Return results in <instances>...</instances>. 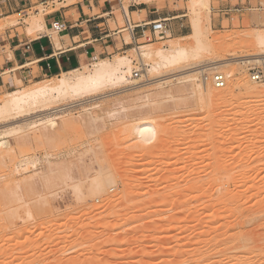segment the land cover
I'll list each match as a JSON object with an SVG mask.
<instances>
[{"label": "rangeland", "instance_id": "1", "mask_svg": "<svg viewBox=\"0 0 264 264\" xmlns=\"http://www.w3.org/2000/svg\"><path fill=\"white\" fill-rule=\"evenodd\" d=\"M33 1L28 16H0V34L52 13L51 3L45 9L42 1ZM227 1L211 0L204 10L197 0H112L113 17L123 31L121 38L115 36L119 50L78 72L91 74L101 60L132 57L134 49L146 45L156 50L173 42L189 44L195 22L200 23L215 50L195 68L217 57L233 60L206 72L210 89L219 94L208 109L198 94L200 75L197 82L164 80L142 90L147 79L156 81L159 75L146 76L134 60L135 91L119 93L125 85H116L80 100L70 98L63 111L52 114L59 106L54 104L35 127L23 126L25 117L0 124V264H264V246L258 251L226 242L236 234L264 232V82L252 79V69L264 70V65L234 63L261 52L253 34L264 31V1L262 7L253 0L245 12L224 16L218 12ZM59 3L56 10L63 6ZM148 7L186 16L179 24L168 22L177 29L167 31L164 40L149 30L143 36L141 29L134 38L126 17ZM134 15L141 22L145 13ZM172 71L177 70L161 74L165 79ZM217 73L227 77V87H214ZM62 76L21 83L0 92V101ZM244 79L262 91L260 97L242 85ZM146 121L156 125L152 141L136 131ZM217 164L224 180L216 175ZM230 170L237 173L232 181L225 180ZM110 176L115 185H99ZM221 189L228 197L242 195L244 208L251 207L255 216L248 210L246 219L240 218L234 204L222 200ZM238 218L245 220L239 219L243 227L233 230ZM55 219L56 226L42 229ZM229 223L234 224L227 234L223 229Z\"/></svg>", "mask_w": 264, "mask_h": 264}, {"label": "bare ground", "instance_id": "2", "mask_svg": "<svg viewBox=\"0 0 264 264\" xmlns=\"http://www.w3.org/2000/svg\"><path fill=\"white\" fill-rule=\"evenodd\" d=\"M210 2L211 0H197L195 4H197L199 7L201 6L204 10H209ZM13 23L14 22H11L10 24H13ZM194 25H195L193 27L194 32L192 35L188 37L192 39L193 41L191 40V43L189 44L181 45V43L173 42L168 46V48H161V49H156V50L154 49L155 47L149 48L151 45L149 46L146 45V46L134 49L135 56L131 57L129 55V56H121L117 58L115 57L116 59L113 61L101 60L100 62L96 64L95 69L91 74L82 73V72L78 73L79 70H76V71H72L69 73H65L64 76L58 78L57 80L52 79L48 82L46 81L45 84H42V85L37 84V86L35 85L36 87L34 88H31V89L28 88V90L23 89V90L11 93L10 96H8L5 100L0 101V124L1 123L5 124V122H9L11 120L14 121V119L18 120V118L20 117H25L23 119L22 125L25 127L26 126L35 127L39 118L49 115V112L47 111H52L51 107L54 104H59V106L57 108L55 107L56 109L54 110L52 114L63 111V108L67 106L66 101L69 100L70 98L72 99L76 98L80 100L83 97L89 96L91 94H96L101 89L111 87V86H116V85H125V88L122 87L123 90L121 92L117 91L119 93H124V92L127 93L128 91H132V90L135 91V89L138 88L139 82L138 80L133 79L134 71L132 69L133 68L132 65H133L134 60H138L141 63L142 71H146V76L147 74L148 75L150 74L151 76H153L156 73L159 75V76L156 75L157 76L156 81L154 79L153 80L147 79L146 84H144V86H142L141 88L142 90L147 89V87H151L150 85H152L153 83L154 84L160 83V82L162 83V81L164 80H167L166 83L169 81L177 82V80L180 81V83L195 82L197 78H199V77H196V75H200V77H202L203 79L202 85L200 82L198 86L197 85L196 86L199 87V89L198 88L197 89H198V94L200 98L205 99V102L207 101L206 104L207 103L209 104L205 106L206 107L205 109H208V107H210L211 105L209 102L210 101L212 102L214 99H217L219 94L217 96L215 91L210 89L211 87H209V83H208L209 79L206 77V72L230 65L233 62V60L232 59L223 60L217 57L214 60H212L209 65L203 66L201 68H197V67L195 68V66L198 63H201L203 61L205 53L214 51L215 47H213L210 41L207 39L208 35L206 32L203 31L200 23L195 22ZM45 31L46 29H45V25L43 22V16L41 17L33 16L31 20L29 21L28 33L33 34L36 37L40 33H43V32L45 33ZM253 35H254L253 45H256L257 47H259L261 52L259 54H252L248 58L234 61V63L235 62L242 63V64L259 63V64L264 65V31L257 32ZM169 68H175L177 71L176 72L172 71L173 73L170 75L168 74L169 76L164 79L161 74V71L163 69H169ZM243 84L247 87L248 91L253 93V95L255 93V95H258L259 97L261 96L262 91H260L258 88H257L258 90L252 89L253 88L251 86L252 84H250L248 80L245 81L244 79V81H242V85ZM254 88H256V86H254ZM39 113H44V114H39ZM153 124H154L153 122L152 124L147 123V121L143 123L141 122L140 125L138 124H137L138 126L136 125V131L144 139L149 138V140L151 139L152 141V139L156 135V130H155L156 127L154 128V126L156 125L153 126ZM19 127L21 126H18V128ZM15 132H18V131H15ZM221 166L218 165V168L216 167L215 172L219 179L222 178L224 180V177L221 176L222 175L221 170H223L220 168ZM225 173L226 175L223 173L226 178L225 180L231 179V181L232 179L235 178V175L237 174L236 172L234 173V171H231V170ZM99 185H103L104 187H107V189H109L111 188V186L115 185V179L111 176L107 177L102 183L100 182ZM221 185L220 187H224V184H221ZM226 185H228L227 182H226ZM222 189H221V192L223 193L224 190L222 191ZM222 195H223L221 197L223 198L222 200H225L227 204L230 203L228 205L234 204L233 206L235 208L233 209L234 211L236 210L235 212L239 211L238 213L239 214L241 213V215H239L240 218L246 219L245 214L248 213V210H249V213H252L251 207H250L251 210L245 209L243 205L245 203L243 204L241 203L242 195L235 194L232 197H228L229 195L227 196V193H223ZM218 199L222 203L220 198ZM254 211L258 212L255 209ZM251 215H253V213ZM240 218H238V222H236L235 225H233L234 223L233 224L229 223L228 225L229 227L228 226L225 227L224 225V227L227 230L222 228L223 225L221 226V228L225 230V233L227 234L232 231L231 230L232 225L234 228L233 230L238 229L239 226L243 224L242 222H239ZM247 219L249 220V218ZM240 221H245V220L240 219ZM57 224H58V221L56 219L51 220V221L46 222L42 229L48 230L56 226ZM262 227L264 229V226ZM222 229H219V231ZM255 231H252V232H255ZM226 239H227L226 240L227 243L234 242L239 246V248H242L248 245H251V246L253 245L252 247H254L255 250L260 251V249H262L264 246V232L256 233V234L248 233V235H241V236L240 234L239 235L236 234V236H234L233 238L231 237L230 239L228 238ZM110 243H114V240H111Z\"/></svg>", "mask_w": 264, "mask_h": 264}, {"label": "crops", "instance_id": "3", "mask_svg": "<svg viewBox=\"0 0 264 264\" xmlns=\"http://www.w3.org/2000/svg\"><path fill=\"white\" fill-rule=\"evenodd\" d=\"M47 9L53 5L52 13L43 14L45 33L36 37L28 33V27L20 26L7 29L0 34V92L33 81L59 77L62 74L79 70L84 64L109 57L119 50L115 40L121 32L113 17L115 11L112 0H76L67 4L66 0H37ZM233 0H228L222 6H235ZM264 0H257L262 7ZM63 5L56 10V3ZM237 5L244 10L252 7L253 0H238ZM33 0H0V16L25 14L34 9ZM143 21H135L137 14ZM125 14V12H124ZM127 29L134 38L139 33L136 30L143 23L167 20L179 24L186 15L173 13L165 9L152 11L150 7L129 11ZM111 20L116 28L111 29ZM59 22L62 31L53 29V24ZM167 23V31L175 33V25ZM133 27V28H132ZM184 24L180 25L183 28ZM19 30H22L21 32Z\"/></svg>", "mask_w": 264, "mask_h": 264}, {"label": "built area", "instance_id": "4", "mask_svg": "<svg viewBox=\"0 0 264 264\" xmlns=\"http://www.w3.org/2000/svg\"><path fill=\"white\" fill-rule=\"evenodd\" d=\"M178 0H167L168 3L175 4ZM44 4H42L43 6ZM125 12V11H124ZM245 12L243 8H240L239 5L235 6H221L219 9V14H222L224 16H228L231 14H240ZM167 20H159L155 22L150 23H143L139 29H141V33L143 36H146L147 30L150 31L151 35L155 37V39H165L166 32H167ZM53 29L57 32L62 31V27L59 22H55L53 24ZM252 79L255 82H264V70L260 68H254L252 69ZM135 76H139V72H134ZM208 78V77H207ZM209 79V78H208ZM213 85L217 89H223L227 85V77L223 73H217L213 76Z\"/></svg>", "mask_w": 264, "mask_h": 264}]
</instances>
